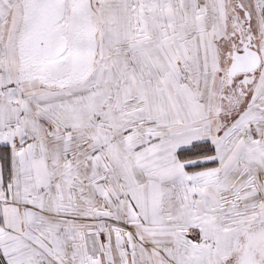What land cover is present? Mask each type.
Masks as SVG:
<instances>
[{"label":"snow or ice","instance_id":"6c2138e0","mask_svg":"<svg viewBox=\"0 0 264 264\" xmlns=\"http://www.w3.org/2000/svg\"><path fill=\"white\" fill-rule=\"evenodd\" d=\"M0 264H264V0H0Z\"/></svg>","mask_w":264,"mask_h":264}]
</instances>
